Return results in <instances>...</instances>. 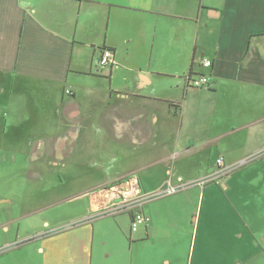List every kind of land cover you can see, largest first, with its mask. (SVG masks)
<instances>
[{
    "label": "crops",
    "instance_id": "0c3cea01",
    "mask_svg": "<svg viewBox=\"0 0 264 264\" xmlns=\"http://www.w3.org/2000/svg\"><path fill=\"white\" fill-rule=\"evenodd\" d=\"M128 176L180 185L134 234L97 207ZM0 264H264V0H0Z\"/></svg>",
    "mask_w": 264,
    "mask_h": 264
},
{
    "label": "built area",
    "instance_id": "2783aa9c",
    "mask_svg": "<svg viewBox=\"0 0 264 264\" xmlns=\"http://www.w3.org/2000/svg\"><path fill=\"white\" fill-rule=\"evenodd\" d=\"M115 62V53L112 49H102L97 64L101 67H110ZM203 66L210 67L213 65L210 58L203 59ZM211 77L208 74H191L188 82L195 89L208 87L210 85ZM236 169L235 166L227 164L224 160V156H219L214 163L213 171L198 180V184L201 187H205L210 183H221L222 179L227 177ZM180 185H177L171 181L167 182L164 187H160L150 194L142 193L140 188V182L133 176L120 178L113 181L111 184L102 187L99 192L104 194L107 200L104 205L97 206L101 210L102 214L110 213L118 215L123 212L133 213L131 221V233L134 234L140 230V228L150 221L148 216L143 210V202L152 196H164L178 192Z\"/></svg>",
    "mask_w": 264,
    "mask_h": 264
},
{
    "label": "rangeland",
    "instance_id": "374dc122",
    "mask_svg": "<svg viewBox=\"0 0 264 264\" xmlns=\"http://www.w3.org/2000/svg\"><path fill=\"white\" fill-rule=\"evenodd\" d=\"M48 160L44 161V166H43V171H44V194L45 198L49 194L51 198L49 199H56L55 197L53 198L51 193L56 192V188H60L61 194H67L69 196L73 195L76 193V190L79 188H82L86 183H88L87 178L82 177V176H76L73 175L72 173V167L74 168L73 170L75 171V166L71 165L70 162L71 160L67 158V160H64L62 163L61 168H54L50 167L47 169V163ZM87 180V181H86ZM55 189V190H54ZM84 194V193H81ZM85 195V194H84ZM68 224L63 225L59 227V229L65 228ZM72 224H69L70 226Z\"/></svg>",
    "mask_w": 264,
    "mask_h": 264
}]
</instances>
